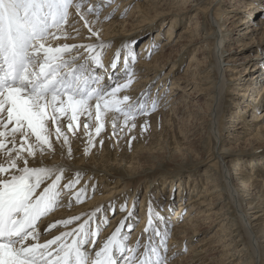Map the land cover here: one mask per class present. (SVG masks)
<instances>
[{"label": "bare ground", "instance_id": "6f19581e", "mask_svg": "<svg viewBox=\"0 0 264 264\" xmlns=\"http://www.w3.org/2000/svg\"><path fill=\"white\" fill-rule=\"evenodd\" d=\"M105 1L106 0H77V2H82L84 4V8H82L81 11L85 13L87 7L91 6L97 8V5L100 7V4ZM179 1L180 0H114L109 9H103L99 16H95V14L89 15L90 13H87L86 18L90 22L94 21V23H90L89 25L93 30L98 31L99 27H102L103 35L99 34V42H104L106 44L110 43L111 45L103 50L104 58L102 57V63H104V69H100L99 72L96 73L103 77L100 82L102 85H108L110 83L108 77L114 74L111 64L114 62V56L121 45L129 40L135 44V42L145 36L144 34L133 38H128L127 36L124 38L122 37L123 35L120 34L124 32L123 30L126 22L124 20L122 21L120 18L126 15L122 14L133 4L135 9L140 8L141 10L147 8L158 9L167 5L166 9L168 11L175 10L172 18L164 19V21L170 19L168 24H171L170 28L167 30V38H172L171 40H174L177 35L182 37V35L188 34L194 37L190 41L191 43H200V47L198 48L200 53L197 55L193 53L191 55V60L185 69L186 72L175 76L174 73L179 70V62L181 61L179 56H175L173 59L161 60L162 53L154 51L153 58L151 60L147 58L149 53L145 51H150L153 49L154 45H158V43L155 42L160 36L159 33H157L154 38L155 34L150 33V38L144 41L145 44L140 56L141 60L139 64L136 63L134 67V80L132 84L128 89L121 91L118 95L120 97L128 95L131 97L132 101H136L138 98H141L142 93L146 94L144 96V103L149 111L138 120V122L144 123L154 117L156 118V116L157 118L168 116L165 110L170 108L169 110L173 111L174 105L178 102V105L181 107L183 106V109L187 108L186 104L188 101L186 102L184 96L171 95L172 91L170 90L167 92L166 88H169L167 84L172 76H174L173 79H177V81H171L170 83H172V85L170 88H178L184 75L188 73L191 74L190 82L196 85L197 92L205 96L202 98L204 99L203 102L205 101V111H200V107V110H196L194 113L192 112L193 115L195 114L196 117L200 118H198V131L202 134H200L198 138V142L201 143L199 147H201L200 149H202V151L205 150L204 146L206 139H209L210 143L213 145L206 158H197L202 165L204 164L206 166L205 175L207 181L204 188L199 193L195 194L200 184L195 181H188L187 184L184 183V180L181 179V177H183V170L180 167L173 169L175 172H171L172 174L174 173V175L171 176L172 179L166 177V175H170L168 174L170 172H164L163 176L155 175L158 179H154L152 176L153 181H150L151 187L146 186L150 189H146L140 213L136 215L133 210L136 198L133 199V196L134 194H136V196L139 194V188H141L139 185L144 181L143 178L139 179L138 176L136 177V175L127 172V174L122 173L121 175L117 172L113 173V171L117 169L105 165L106 162L108 163V157H106L107 154L101 156L103 153L102 150L100 153L97 152L96 149H93V146L90 147L88 145V140L86 143L83 141L73 142V140L69 138L71 156L67 154L68 145L64 146L63 149L60 145L58 149H55L56 147L54 146V153H56L54 156L52 154L47 155L48 153H46L41 157L38 154L35 159H29V166H63L65 168V175L64 180L61 181V185L72 179L75 172L80 171L82 173V180L72 191L75 192L80 188H86V195H89L92 189L85 184V182H88L93 184L95 195L93 199L85 200V203L80 205H78V203L81 202H77L74 197H71V204L69 206L70 196L68 191L65 190L60 199V206L46 217L42 218L41 223L39 222L38 224V231L40 232L39 243L51 240L53 237L63 232L78 229L81 224L89 220V217H92L89 223L90 230L95 231L97 228L100 229L101 225L106 224L103 227L105 235L99 238L97 246H101L117 227L123 224L122 236H126V227L129 228L134 225L129 247H136L137 241H140L142 245H147L150 236L151 242L155 246L160 247V236L155 235V233L151 231L145 233L151 216L154 227L161 232L166 231L167 235H169L170 241L167 244L168 254L166 256H177L185 246L191 244L197 238H200L198 242L189 249V254L187 256L190 257V261L188 263L184 259L187 258L184 255L182 258L176 259H171L169 257L170 259L168 258L167 264H183L184 262H186V264H264V164H261V159L263 160L264 157L260 158L261 156H254V159L248 160L250 164L248 162L244 163L242 160H245V157L241 154H243V152L246 154L247 151H239L238 153L235 152V154L233 149L236 147L230 144L232 139H236V142L238 140L250 139V143H253L254 140H259V138L261 139L259 132L256 134L258 137H246L252 132L246 130V123L248 122L247 116L244 113L252 111V119L257 120L261 115L255 111L260 109L264 104V82H262V80H264V42L258 45L255 52L251 53L247 51L254 50L253 45H256L255 42L264 32V9H259V4H257L259 0H249L250 6L246 9H242L239 3L235 5L230 3L232 8L228 6L223 7V3L225 4V2L229 0H220L214 12H212V17H214L219 30L216 29L215 33L214 31H205L207 32L205 33L201 25V17L204 15L209 18L210 11L209 8H202L203 4H205V0H195L189 5L198 11L190 17L192 26L190 25L184 31L177 32V29L181 28L179 21L182 18L184 19L185 15L184 9H175V7H178ZM184 2H188V0ZM115 9L118 10L116 11ZM231 13H234V16L232 15L234 19L231 21L234 23L236 20L240 19L239 17H242L240 16L241 13L246 14V16L242 18L244 21L240 25L243 26V28L239 30L240 32L238 35L232 37L231 32H235L238 25L235 24L231 26L228 24V19L232 17L230 15ZM108 15L112 16L109 20H107ZM159 15L160 14H158V16ZM151 21L153 22L152 24L155 25L160 22L159 20L155 21V19ZM65 27L69 34L68 38L65 40L61 37L59 40L49 41L53 47L62 43L95 44L98 42L96 37H92L91 39L88 38L90 35L88 27L83 26V20L80 19V16L76 13L74 8L70 9L69 21ZM153 27L154 26H152V28ZM75 29H79V35H77ZM82 29H84V31ZM219 32L220 38L218 35ZM255 35L256 37H254ZM171 40L168 41V43H164V45L172 42ZM207 50H209V57H205ZM80 53H83V55L81 59L76 61V64L83 63V60L87 58V53H84L83 49L80 50ZM233 54L238 55L233 57ZM123 55L124 53H122V56ZM207 57L210 58L211 61H199L201 58ZM248 63L252 65L249 72L253 71L255 74L245 78L244 82L242 81L243 73L249 70L250 64L243 69L244 72L241 73L239 78H230L228 76V71L237 72L235 69H237L238 64ZM75 66L74 64L71 67ZM123 68L124 66H119V72L116 73V76L123 75ZM105 69L107 71H105ZM120 76L119 82L123 83L124 77L120 79ZM237 80V85H240L239 87L236 86ZM248 82L249 84H246ZM230 94L238 96L237 102L240 112L237 111V109L230 111L231 113L226 123H224L226 124L224 126L223 122L225 119L223 117L224 113L222 106L227 98L231 96ZM249 96L252 97L249 98ZM157 101L158 106L152 111L151 106L153 102ZM240 104L243 107H241ZM188 108L190 109L191 107ZM187 112L189 111H186V113ZM94 115L93 109L92 120H94L95 127L96 121ZM105 116H111L112 119L114 113L110 111ZM83 118L86 119L87 116L84 115ZM80 120H82V118ZM119 121L121 122V119ZM84 124L85 121L82 126ZM63 126L66 129V124ZM119 126L122 127L123 122H121ZM126 127L122 128L125 129ZM259 127L261 135L264 136L262 127L258 126L256 128L259 130ZM223 128L226 130L224 133ZM239 128H244L242 135L240 134L241 131ZM122 131L123 130H119L114 138L117 139V136L121 138L120 135L123 134ZM93 133H95V129ZM68 136L72 137L74 134L69 132ZM52 138L53 140L55 139L54 131ZM219 141L221 143L217 146ZM77 144H79V148L74 147L76 149H72L71 146ZM81 144L82 146H80ZM134 145L135 144H133L132 147ZM137 145H135V147ZM129 147L130 146H128V148ZM107 149L108 154H110L112 146L109 145ZM123 153L124 152H122V154ZM169 155L171 156V154ZM238 155L240 157H237ZM131 158L133 159V157ZM113 178H115L112 182L113 184L108 186L111 191L108 190L105 194L100 192V184L103 185L102 182L109 181ZM129 180L132 183H129ZM131 184H135V186L133 187ZM157 184L159 185L157 186ZM177 184H179L178 188ZM43 187L44 185L41 186V188ZM156 187L158 188L155 191ZM173 188L176 190V197L174 198L169 194ZM165 190L168 191V194H165ZM130 191L133 192L128 209L126 211L117 209L114 213L118 214V216L116 215V218L115 216H111L112 213L109 211V206L111 204L113 206L117 201L119 203L124 202ZM154 197H156V200ZM186 197H189L187 201H185ZM174 204H179V207L173 213ZM98 209L99 211H97ZM185 209L186 213L183 215L184 218L180 220L179 218L181 214L184 213ZM94 212L96 215L92 216ZM77 216L80 217L79 220L73 221V223L67 226L58 225L50 232H45V229L50 223ZM119 220H121L120 224L116 225ZM252 240L255 241L256 247L253 245ZM71 241L72 237H68L67 242L71 243ZM143 250V247H141V251ZM217 256H219V260ZM216 259L220 262L217 263Z\"/></svg>", "mask_w": 264, "mask_h": 264}, {"label": "snow or ice", "instance_id": "6c2138e0", "mask_svg": "<svg viewBox=\"0 0 264 264\" xmlns=\"http://www.w3.org/2000/svg\"><path fill=\"white\" fill-rule=\"evenodd\" d=\"M72 8L83 20V26L88 27V38L96 37L98 42L53 47L49 41L68 38L65 26ZM82 8L84 4L77 0H0V264H167V232L155 228L151 216L145 233L151 231L160 236V247L151 242V236L147 245L137 241L136 247H129V237L122 236L123 224L97 246L99 228L89 229L92 217L78 229L39 243L38 224L60 206L64 191H68L70 206L71 197L81 202L87 189L72 191L82 177L80 171L61 185L63 166L30 167L29 159L54 153L53 131L62 149L69 146L67 154L71 156L68 133L79 129L78 121L84 115L88 117V123L83 125L88 145L94 146L88 131L93 109L96 136L104 130V117L110 111L114 113L113 135L123 130L118 125L121 118L124 127L131 123V128H135L136 116L149 111L144 103L146 94L142 93L136 101L128 95H118L134 80L137 53L131 47L132 41L123 43L115 54L110 83H100L103 77L96 73L104 69L103 50L111 45L99 42V31L89 27L86 14L98 15L99 10L89 6L85 13ZM75 31L79 35V29ZM81 49L87 58L76 64L83 55ZM121 63L123 83L116 78ZM157 106L158 101L153 102L151 110ZM62 121L66 122V129ZM79 219L77 216L55 221L45 232ZM68 237H72L71 243L67 242Z\"/></svg>", "mask_w": 264, "mask_h": 264}, {"label": "rangeland", "instance_id": "374dc122", "mask_svg": "<svg viewBox=\"0 0 264 264\" xmlns=\"http://www.w3.org/2000/svg\"><path fill=\"white\" fill-rule=\"evenodd\" d=\"M184 1H186V0H180L178 3V7H175V9H179V8L184 9L183 11L185 14L184 19L183 18L181 20L179 19L180 20L179 23L181 24V28H178L177 32L184 31L190 25L192 26V24L190 23L191 22L190 17L192 15H194L196 12H198L193 7L189 6L195 0H188V2H184ZM113 2H114V0H111V3H109V0H106L104 3L100 4V7L97 5V9L99 10L98 15L96 12L90 13L89 15L95 14V16H99L100 12L105 8L109 9L110 5ZM219 2H220V0H205V4H203L202 8L203 9L209 8V11H210L209 16L210 17L208 18L207 16L205 17L204 15L201 17V22H202L201 25L204 28V32L205 31H208V32L214 31V33H215L216 29L219 30L218 26L216 25L214 17H212V12H214V9L217 7ZM257 2H258L257 4H259V9H264L263 0H259ZM230 3L234 4V5L239 3L241 5L242 9H246L248 6H250L249 0H229V1L225 2V4L223 3V7L228 6L229 8H232L230 6L231 5ZM210 6H211V10H210ZM237 6H239V5H237ZM166 8H167V5L164 7H160L158 9L157 8H147L145 10H141L140 8L135 9L134 4L132 6H129L127 8V11L124 14H122V15H125V14L126 15L122 16L120 18L122 21L123 20L126 21L125 26H124V30H123L124 32H121L120 34L123 35L122 37H124V38H125V36H127L128 38L129 37L133 38V37H137L139 35L145 34V36L140 38L139 41L135 42V44H133L131 46V47H133L134 51L137 53V59L135 61V65H136V63L139 64V61L141 60L140 56H141V53L143 51L142 50L143 46L145 44L144 41L146 39L150 38V33L155 34L154 38L156 37V34L159 33V35H160L159 39H157L155 42V43H158V45H154L153 49L150 51H145V52L151 53V55H152V57H151V55L149 56V54L147 53L148 54L147 58L148 59L150 58L149 60H151L153 58L154 51H157L158 53H162V56H161L162 59L161 60H167L170 58L173 59V58H175V56L176 57L179 56V59L181 61L179 62V64H180L179 70L174 73L176 76V75H181V74L186 72L185 69L187 68V65L189 64V62L191 60V55L193 53H195L196 55L198 53H200V51L198 50V48L200 47V43H197V42L191 43L190 41L194 37H191L188 34L182 35V37H179L177 35L174 38V40H171L172 38H167V30L170 28L171 24H168L170 19H168L167 21H164V19L165 18H172L174 13H175V10L168 11ZM115 10L117 11L118 9H115ZM158 14H160V15L158 16ZM230 15L234 16V13H231ZM233 16L230 19H228V24L231 26H234L236 24V25H238V27H236L237 29L235 30V32L234 31H233V33L231 32V37L238 35L240 32L239 30L243 28V26H240V25L244 21L242 18L244 16H246V14L241 13L240 16H242V17H239L240 19L236 20L235 23L231 22L234 19ZM111 17L112 16L108 15L107 20H109ZM257 18H259V17H257ZM152 19H155V21L159 20L160 22L157 25L152 24L153 23L151 21ZM91 23H94V21ZM149 23H151V24H149ZM128 24H130V25H128ZM152 26H154V27L152 28ZM82 30L84 31V29H82ZM98 31H99V34H102V32H103L102 27H99ZM205 33H207V32H205ZM218 35L220 38V32ZM254 37H256V35ZM169 39L172 42L164 45V43H168V41H170ZM261 42H264V32L258 38V40L255 42L256 45H253L254 50H247V51H249L251 53L255 52L258 48V45ZM208 52H209V50H207V54L205 55V57L209 55ZM237 55L238 54H236V55L233 54V57H235ZM182 56H183V59H182ZM208 57L207 58H201L199 61H204V60L211 61V59ZM103 58H104V56H103ZM249 64L250 63L238 64L237 69H235V71H237V72L228 71L227 72L228 76L230 78H239L241 76V73L244 72L243 69L245 67H248ZM135 65H134V67H135ZM119 66H123V64L121 63ZM194 67H196V66H194ZM250 68H252L251 64L249 66V70H247V72L243 73L244 74L242 77L243 82H244L245 78L251 77L252 75L255 74V72H253V71L249 72ZM119 76L120 75L116 76L118 81H119ZM173 77L174 76H172L169 79V83L167 84V86H169V88H166L167 92L171 90L172 91L171 95H174V96L175 95H178V96L182 95V96H184L186 98V102L188 101L186 104V107L187 108L191 107L190 109L189 108L183 109V106L182 107L179 106L178 105L179 102H178L174 105L173 111L169 110L170 108H167L165 110L166 113H168V116L166 114H165L166 116H162V117H158V118L156 116V118L154 117L150 120H147V122H144V123L138 122V120L142 117V115L136 116V118H135L136 127L131 128V123H129V126L126 127L125 129H123V131H122V133L124 135L121 134L120 135L121 138H118V136H117V139L114 138V137H116L117 134L113 135V129L111 127L114 116L112 117V119H111V116L110 117L109 116L104 117V121H103L104 130L102 131V133L99 136H96L95 133H93L94 129L96 127V126L94 127V125H95L94 120L91 121L89 130H88L91 132V134L93 136V140H94L93 149H96L97 152H99V153L102 150L103 153L101 154V156L107 154L106 157H108V163L106 162L105 165H107L108 167H112V168L117 169V170H114L113 173L117 172V173H119V175H121L122 173H125V174L132 173V174L136 175V177L138 176L139 179L143 178L144 181L139 185V186H141V188H139L140 189L139 194L137 196H136V194H134V196H133V199L136 198L135 207L133 206V210L136 213V215L138 213H140L141 204H142V200H143V197L145 195L146 189L148 187H151L150 181H153L152 176L154 177V179H156L157 177L155 175H157V176L162 175L163 176L164 172H170V173H168L170 175H166V177L169 179H172L171 176L174 175V173L172 174L171 172H175L173 169L180 167L183 170V172H182L183 177H181V179L184 180V183L187 184L188 181H190V182L195 181V182H198V184H200V185H198L199 189L196 190L195 194L199 193L204 188L206 181H207L206 175H205L206 166L204 164H203L204 165L203 166L199 162L198 159H200L199 157L206 158V156L208 155V153L211 150V148L213 147V145L210 143L209 139H206L205 146H204L205 150L202 151V149H200L201 147H199V146H201V143L198 142L199 135L202 134L200 131H198V122H199L200 118L196 117L195 114L193 115V113L196 110H200V107H201L200 111H205V109H204V102L205 101L203 102L204 99H202L205 96H204V94L197 92L196 85L194 83L190 82V80H191V74L190 73L184 75V78L181 79V84L178 85V88H174V87L170 88V86L172 85V83H170V82L175 81V80L177 81V79H173ZM122 78H123V75L120 76V79H122ZM262 82H264V80H262ZM237 83H238V80L236 82V86H238ZM246 84H249V82ZM242 86H244V85H242ZM244 87H246V86H244ZM230 95L232 97L229 96L227 98V100L225 101L224 105L222 106L223 113H224L223 117L225 119L223 122L224 126L226 125L224 123H226L227 118H228L229 114L231 113L230 111H234L237 109V111L240 112V110L238 109V102H237L238 96L232 95V94H230ZM250 97H252V96H249V98ZM242 103H244V102H242ZM178 106H179V108L180 107L181 108L179 109ZM240 106H241V104H240ZM241 107H243V106H241ZM186 111H189V112L186 113ZM255 112L259 113V115H261L260 118H258L257 120L252 119V111L244 113L247 116L246 118H247V122H248V123H246V126H247L246 130L252 132L251 134L247 135L246 137H251V138L258 137V135H256V134L259 132L261 139L259 138V140H254L253 143H250V139H245L242 141L238 140L237 142H236V139H232V142L230 143L231 145L236 147L235 149H233L234 153L235 152L238 153L239 151H247L246 154H245V152H243V154H241L243 157H245V160H242V162H244V163L248 162V160L254 159L255 158L254 156H261L260 158L264 157V136H262L260 133V127H259V130L256 128L258 126H261L262 130L264 131V104L261 106L260 109L256 110ZM81 118H82V120H80ZM80 119H79V125H80L79 129L74 132V136H72V137L70 136L69 138H70V140H73V142L74 141H78V142L83 141L86 143L88 140V136L86 134L85 129H83L82 124L84 121H85V123L86 122L88 123V117L86 119H84L83 116H81ZM109 122H111V123H109ZM121 122H123L122 118H121ZM121 122L118 121V125H120ZM64 124H66V122L62 121V126ZM217 125H218V122H217ZM49 127L51 128L52 125L50 124ZM122 127H124V126H122ZM129 129H131V130L129 131ZM239 130L241 131L240 134L242 135L244 128H239ZM225 131H226L225 128H223V133ZM189 135H190V137H189ZM204 135H206V134H204ZM133 136L135 137V139H132ZM54 140H53V144L56 147L55 149H58V147L61 146V142H57L56 140L55 141ZM100 141H103V144H101ZM54 142H56V143H54ZM220 143L221 142L219 141L217 143V146L220 145ZM133 144H135L137 146L135 147V145H134L132 147ZM109 145L112 146V150L110 151V154H108V149H107V147ZM78 146H79V144H77L75 146H71V147H72V149H76V148H79ZM80 146H82V144ZM128 146H130L132 148H130V147L128 148ZM74 147H76V148H74ZM122 152H124V153L122 154ZM51 154L54 156L56 153L49 152L47 155H51ZM169 154H171V156ZM89 155H91V154H89ZM131 157H133V159ZM237 157H240V156L238 155ZM123 158H124V160H123ZM261 161H262L261 164L263 165L264 164V158H263V160L261 159ZM248 163L250 164V162H248ZM81 180H82V178H80L79 183ZM114 180H115V178H113L109 181H106V182H102L103 185L100 184L101 187H99V191L104 193V194L107 193L108 190L111 191V189L108 188V186L112 185L113 184L112 182ZM129 183H132V182H130V180H129ZM178 183H180V182H178ZM85 184H87V186L91 187L92 191L89 195H86L85 198L82 199L81 203H78V205L85 203V200H90V199L94 198L95 188H94L93 184L88 183V182H85ZM77 185L78 184H76L75 187ZM158 185L159 184H157V186ZM131 186L134 187L135 184H133V185L131 184ZM146 186H148V187H146ZM178 187H179V184H177V188ZM157 188L158 187L155 188V191L157 190ZM175 188H173V190L171 192H169V194H171V196H173V198L176 197ZM131 189H133V188H131ZM148 189H150V188H148ZM133 191H130L127 198L124 200V202L119 203L117 201V203H115L113 206H112V204L109 206V208H110L109 211H110V213H112L111 216H113V217L115 216V218H116V215L118 216V214L114 213L115 210H117V209L120 211H126L128 209V205H130V203H131L130 198L132 196ZM164 192H165V194H168V191L165 190ZM177 192H178V190H177ZM86 197H88V198H86ZM189 197H190V195H189ZM189 197H186L185 201H187V198H189ZM155 198L156 197H154V199ZM157 198H158V196H157ZM118 203H119V206H118ZM131 207H132V205H131ZM178 207H179V204H174L173 213L178 209ZM122 213H125V212H122ZM185 213H186V209L184 210V213L181 214V216L179 218L180 220L184 218L183 215H185ZM120 222H121V220H119V222L116 225H119ZM105 225L106 224L101 225V227L99 229V233L100 232L104 233L103 227ZM133 230H134V225L129 227V228L126 227V229H125V231L127 232L126 236L129 237V240L127 242L128 245L130 244V241H131V238L133 235ZM104 235H105V233L102 234V236H104ZM99 238H98V240H99ZM199 239L200 238H197L191 244L185 246L183 248V250H181V252H179L177 254V256L176 255H174L172 257L167 256V260L169 257L171 259H176V258H182L184 255H185V257L188 258L189 256H187V255L189 254L188 252H189L190 247L193 246L196 242H198ZM169 241H170L169 235H167V244L169 243ZM252 243L256 247L254 240H252ZM167 248H168V246H167ZM167 251H168V249H167ZM167 254H168V252L166 253V255ZM187 258H184V259L188 263L190 261V257L188 258L189 260ZM217 259L218 260L220 259L219 256H217ZM217 259H216V261H217V263H219L220 261H218ZM183 264H186V262H184Z\"/></svg>", "mask_w": 264, "mask_h": 264}]
</instances>
